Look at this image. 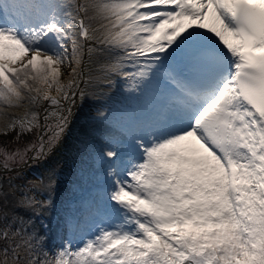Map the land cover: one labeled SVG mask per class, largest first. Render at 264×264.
Masks as SVG:
<instances>
[{
  "label": "snow or ice",
  "instance_id": "1",
  "mask_svg": "<svg viewBox=\"0 0 264 264\" xmlns=\"http://www.w3.org/2000/svg\"><path fill=\"white\" fill-rule=\"evenodd\" d=\"M85 53L107 55L108 83L149 98L150 112L127 149L102 153L96 231L41 255V237L16 242L27 229L0 226L3 264H21V248L27 264H264V0H0V106L58 107L79 86ZM49 115L38 144L0 142V168L59 142L68 116ZM38 127L25 112L0 135ZM17 191L0 182V207ZM39 203L23 192L16 206Z\"/></svg>",
  "mask_w": 264,
  "mask_h": 264
},
{
  "label": "rangeland",
  "instance_id": "2",
  "mask_svg": "<svg viewBox=\"0 0 264 264\" xmlns=\"http://www.w3.org/2000/svg\"><path fill=\"white\" fill-rule=\"evenodd\" d=\"M108 59L107 55L103 57L97 55L88 56L85 53L84 62L80 69V76L78 77L79 86L73 89L74 95L70 96L68 100H61V104L58 107L53 108L45 101L40 105L25 104L20 108H13L15 118H19L25 112L37 113L39 127L19 137H17L18 128L7 135H0V142L11 148L23 149L26 145L38 144L39 138L45 136L47 126L55 123V118L49 115L53 111L68 116L67 129L61 139L40 159H35V152H30L26 158L27 162L16 165L12 172L4 171L0 168V182L3 183L5 190H9V182L20 189V191H17L14 196H10L8 201L0 207V226L9 227L10 233L16 229H27L26 232L22 231L20 237H16V242H20L32 234L44 239L48 233L53 232V228L63 229L65 225L68 226V221L72 219L69 212L73 208V203L79 201V198L82 201L85 198L80 196V194L86 190L88 194L95 193V190L99 187L97 185H103L101 184L102 178L97 181L89 180L86 182L85 179V182L82 181L84 174L86 175L88 172L85 164V154L88 153V146L85 143L94 142L93 139L88 140L91 136H87L86 132L85 126L88 125V117L96 115V111H102L103 108L105 110L110 109L121 112L120 116L115 115L113 117V119L120 121H112L110 124L101 125L102 128L110 130L103 136L107 139L102 141V146H104V152L115 144H119L122 148L127 149V142H130L131 134L139 123H134V127H130L131 129L128 130L122 129L124 127L118 128V126L122 125L125 121L126 125L131 126L130 118L138 119L135 115L131 114L130 110L126 109L131 106V103H138L140 99L133 98L126 91V85L120 78L112 76L113 83H108L102 68V65L107 63ZM68 71L70 70H65L66 74L62 77L65 82L71 79L67 75ZM90 78H92V81ZM94 84L96 86H93ZM91 86L92 89L97 88L98 90L96 91L98 93L106 91V93L98 97V99H103L101 106L99 102L95 101L93 104H89L86 101ZM53 95H55V92H53ZM69 109L71 110L70 114ZM126 111L130 114L129 117L125 114ZM46 115L49 116L47 121L44 119ZM13 118H2L1 121L8 123ZM91 127L93 126L91 125ZM45 139H47L46 136ZM99 139L101 140V138ZM108 165V161L105 160L107 169ZM101 172L104 173V171ZM23 192L34 196L36 201L40 202L39 205L30 209L17 207L16 201ZM102 203L104 204V196ZM65 216H67L66 219H64ZM51 223H53L52 228L50 227ZM61 236H63L62 233ZM42 239V244L36 245L41 255L45 251L51 252L50 249H53L54 243H56L55 241L45 243L46 241H42ZM64 240L57 244L56 249L67 242V240ZM9 243V241L0 239V253H2V249L8 246ZM20 251L23 258L21 264H27V253L23 248ZM9 256H11V251H9ZM0 264H3L2 254H0Z\"/></svg>",
  "mask_w": 264,
  "mask_h": 264
},
{
  "label": "bare ground",
  "instance_id": "3",
  "mask_svg": "<svg viewBox=\"0 0 264 264\" xmlns=\"http://www.w3.org/2000/svg\"><path fill=\"white\" fill-rule=\"evenodd\" d=\"M206 23L211 26L215 23L212 16L209 15L208 20ZM71 78V77H70ZM92 81V78H90ZM93 86H96L95 84ZM90 92L87 94L86 101L89 104H93V102H99V105L101 106V102H103V99H98L102 94L106 93V91L97 92V88L92 89V86L89 88ZM151 100L149 98H140L139 102H133L131 103V106L127 107L126 110H130L131 114L135 115L136 118H130L131 126L126 125V121L119 125L118 128L124 127L122 129H131L134 127V123L138 122L141 123L144 121L151 109ZM0 108H4V106H0ZM97 114L90 116L87 118L88 125H86V132L87 136H91V138H88V140H94L92 143L86 142L85 145L88 146V153L85 154V164L87 167V173L84 174L83 182H88L89 180L97 181L100 178H102L103 185H97V190H95V193L88 194L87 190L83 191L80 196L85 197L82 201L81 198H79V201H75L73 204V208L71 210L70 216H72V219L68 221V226H64V228L57 229L53 228V232L46 236V238L42 239L45 240V243H54V248L50 249L51 252H54L57 248V244L61 241L65 240H71L75 243L80 242L82 239L87 238V236H90L93 232L96 231V226L101 223L102 220L105 219L104 213H103V196L105 194V189L108 187V180L106 173L108 171L107 167L105 166V158L102 156V153L104 152L103 148L104 146L102 141L107 139L103 137L106 135L110 130H106L101 127L104 124H110L112 121H120L118 119H113L115 115H121L122 113L119 111H114L110 109H102V111H96ZM99 112V113H98ZM127 117L130 116V114L125 113ZM7 117H15V112L13 108H4L3 112H0V129L4 128L7 124L6 121H1L2 118ZM134 117V116H133ZM97 123V124H96ZM91 125L93 127H91ZM131 127V128H130ZM116 132V131H115ZM132 135V134H131ZM101 138V140L99 139ZM129 143V142H127ZM126 149V148H124ZM109 163V162H108ZM104 171L101 172V171ZM107 170V171H105ZM101 172V173H100ZM85 179V180H84ZM90 187V185H89ZM104 188V189H103ZM94 191V190H91ZM103 194V195H102ZM89 202V203H88ZM68 213V214H69ZM66 214V215H68ZM67 216L64 217L66 219ZM63 220V219H62ZM97 223L96 225H94ZM53 223L50 224V227L52 228ZM91 226V227H90ZM61 233L63 236H61ZM65 236V237H64ZM64 240V241H65ZM42 244V242L40 241ZM49 248V246H48Z\"/></svg>",
  "mask_w": 264,
  "mask_h": 264
}]
</instances>
